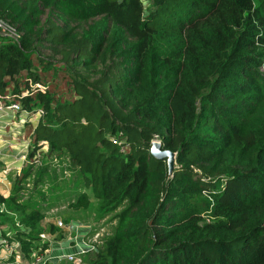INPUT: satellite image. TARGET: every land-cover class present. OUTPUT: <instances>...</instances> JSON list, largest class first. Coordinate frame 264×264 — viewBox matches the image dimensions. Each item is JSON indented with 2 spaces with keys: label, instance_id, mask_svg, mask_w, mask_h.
<instances>
[{
  "label": "trees",
  "instance_id": "16d2710c",
  "mask_svg": "<svg viewBox=\"0 0 264 264\" xmlns=\"http://www.w3.org/2000/svg\"><path fill=\"white\" fill-rule=\"evenodd\" d=\"M0 25V106L41 112L27 135L71 159L95 200L124 203L91 264H264V118L241 122L238 102L259 91L264 0H0ZM44 42L60 65L40 57ZM30 174L0 205L30 229L19 239L62 240L21 202Z\"/></svg>",
  "mask_w": 264,
  "mask_h": 264
},
{
  "label": "rangeland",
  "instance_id": "374dc122",
  "mask_svg": "<svg viewBox=\"0 0 264 264\" xmlns=\"http://www.w3.org/2000/svg\"><path fill=\"white\" fill-rule=\"evenodd\" d=\"M145 6L147 9L150 7V0H145ZM47 16L48 13L43 17V22L47 21ZM55 19L66 29L75 27L77 31H81L86 27V23L80 24L56 17ZM0 32L6 33L1 26ZM40 57L52 65H60L61 55L53 51L48 42H44L40 47ZM260 73L261 78L254 81L259 88L258 93L247 94L245 96L247 102H243L245 99L243 97L238 100L246 108L241 122H245L250 127L264 118V67L260 68ZM56 80L62 83L61 78ZM39 86L44 89L43 85L39 84ZM40 117L41 112L29 114L17 111L12 106H0V194L9 197L21 172L31 169L30 177L21 184L23 187L21 202L38 204L45 216L43 227L52 222L65 234L64 238H78L91 247L85 254L79 255L80 263L63 259L58 264H91L102 239L113 233L117 223L116 215L122 210L123 207L120 205L124 203L115 206L114 201L95 200L92 189L78 183L71 159L56 158L54 154H50L46 142L36 143L33 135H27L25 124L36 126ZM40 171L44 175L39 180ZM84 193L87 194L86 198L83 197ZM19 218L20 214L17 211L0 205V264H43L35 261V258L41 254L45 264H53L51 244L58 240L55 236L45 234L39 235L40 239H19L15 235L16 229L30 232L29 228L19 223ZM59 222H62L61 226ZM28 240L33 242L35 247L33 253L26 256L22 247L23 241ZM45 244H49L47 252L43 249ZM71 244L75 245L76 242Z\"/></svg>",
  "mask_w": 264,
  "mask_h": 264
},
{
  "label": "crops",
  "instance_id": "0c3cea01",
  "mask_svg": "<svg viewBox=\"0 0 264 264\" xmlns=\"http://www.w3.org/2000/svg\"><path fill=\"white\" fill-rule=\"evenodd\" d=\"M65 235V234H64ZM75 243L72 245L71 243ZM83 242L78 240V238H63L62 240H58L51 244V256L52 263L58 264L63 261L64 257L69 254L77 253L82 249H85ZM4 250V249H3ZM50 250V249H49ZM21 255H23L22 251H20Z\"/></svg>",
  "mask_w": 264,
  "mask_h": 264
},
{
  "label": "water",
  "instance_id": "95a60500",
  "mask_svg": "<svg viewBox=\"0 0 264 264\" xmlns=\"http://www.w3.org/2000/svg\"><path fill=\"white\" fill-rule=\"evenodd\" d=\"M151 153L157 159L167 160L169 172L172 173L176 163L175 152L169 149H164L162 141L157 138L156 140L152 141Z\"/></svg>",
  "mask_w": 264,
  "mask_h": 264
},
{
  "label": "built area",
  "instance_id": "2783aa9c",
  "mask_svg": "<svg viewBox=\"0 0 264 264\" xmlns=\"http://www.w3.org/2000/svg\"><path fill=\"white\" fill-rule=\"evenodd\" d=\"M1 26V25H0ZM12 107H13V109H15V110H17V111H20V106L19 105H17V104H14V105H12ZM60 226L62 225V222H59L58 223ZM84 244L83 245H85L84 247H85V249H82V250H80L79 252H77V253H73V254H69V255H66L65 257H64V259H67V260H69V261H71V262H73V263H80L81 262V257H79V255L81 254H85L86 253V250H90L91 249V247L89 246V245H87L85 242H83ZM48 250L47 249H45L44 250V252H47ZM43 253V252H42ZM37 258V259H36ZM35 258V261L37 262V263H39V262H43V264H45V261H43L42 260V254H41V256L39 255V256H37ZM35 261H33V263L35 262Z\"/></svg>",
  "mask_w": 264,
  "mask_h": 264
}]
</instances>
